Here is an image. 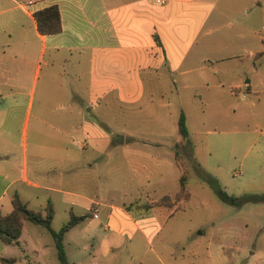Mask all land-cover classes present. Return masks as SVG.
Masks as SVG:
<instances>
[{
  "label": "crops",
  "instance_id": "obj_1",
  "mask_svg": "<svg viewBox=\"0 0 264 264\" xmlns=\"http://www.w3.org/2000/svg\"><path fill=\"white\" fill-rule=\"evenodd\" d=\"M52 3L60 30L39 33L31 13ZM1 12L13 54L0 56V213L16 192L34 210L49 202L52 217L55 208L66 220L84 214L66 233L93 231L106 207V217L114 207L126 216L131 204L144 209L147 226L159 207L145 183L161 171L135 144L161 139L138 125L145 114L149 124L166 116L174 76L208 102L227 90L234 117L238 98L256 106L264 93V40L251 49L254 36L264 39L253 31L254 23L264 29V0H0ZM126 166L143 171L142 186L126 204L109 201ZM30 225L23 221L18 245L37 255L42 244L29 243Z\"/></svg>",
  "mask_w": 264,
  "mask_h": 264
},
{
  "label": "rangeland",
  "instance_id": "obj_2",
  "mask_svg": "<svg viewBox=\"0 0 264 264\" xmlns=\"http://www.w3.org/2000/svg\"><path fill=\"white\" fill-rule=\"evenodd\" d=\"M10 25L8 14L1 12L0 56L13 54L4 44ZM253 25L254 32H264L256 23ZM261 40L264 39L253 37L252 55ZM174 81L175 89L167 92V114L157 124H149L145 114L149 109H141L145 115L141 116L138 131H155L161 141L135 144L154 156L156 168L161 171L156 181L145 183L150 197L158 198L154 201L159 207L155 210V221L148 216L145 226L140 215L144 209L133 204L127 210L134 223L117 207L109 209L106 217V207L99 214L101 225L96 224L93 231L83 233L81 225H77L63 232L62 243L69 264H264V201L239 205L224 202L214 194L201 172L216 177L228 193H264L260 186L264 177V148L259 146V140L264 139V93L256 104L258 109L251 106V98H238L234 117L227 90L208 102L203 99L206 92L202 94L200 88L184 87L179 76H174ZM179 111L185 115L189 141L182 144L178 140L173 147V138L179 136L176 133ZM256 153L262 156L255 157ZM142 172L140 168L124 167L114 177L116 195L111 197L110 193L108 200L119 204L131 201L130 195L138 194L136 186H142L139 179ZM180 172L186 177L187 198L185 191L178 192ZM123 188L125 193L118 197ZM177 192L179 196L175 197ZM143 195L141 192L140 200ZM163 204L167 207H162ZM54 212L50 226L57 230L66 219L57 208ZM28 222L33 230L29 243L42 244L37 255L29 246H19V238L18 243H0V255L14 257L7 264H58L49 232ZM102 225H107V229Z\"/></svg>",
  "mask_w": 264,
  "mask_h": 264
},
{
  "label": "trees",
  "instance_id": "obj_3",
  "mask_svg": "<svg viewBox=\"0 0 264 264\" xmlns=\"http://www.w3.org/2000/svg\"><path fill=\"white\" fill-rule=\"evenodd\" d=\"M31 14L36 30L39 33H54L60 30V18L56 4L52 3L46 5L32 11ZM176 131L182 144H187L189 141L188 130L186 128L185 115L183 111H179L177 115ZM201 172L214 194L224 202L239 205L246 201H264V193H243L241 195L228 193L220 185L216 177L205 171L201 170ZM185 182L186 177L183 172H180L178 176V192L181 190L185 191L184 194L187 198V191L184 190ZM178 192L175 197L178 195ZM162 198L163 197L159 198V200ZM10 202L11 209L6 213H0V239L4 242L18 243V236L24 220L39 224L48 230L54 239L55 255L58 260V264H69L63 248L62 234L74 223L83 219L84 214L75 215L70 213L69 218L57 230H54L50 226L53 210L49 202H46L43 211L34 210L29 208L25 202L18 197L16 192L12 193ZM12 260H14V257L0 256L1 263H8Z\"/></svg>",
  "mask_w": 264,
  "mask_h": 264
},
{
  "label": "built area",
  "instance_id": "obj_4",
  "mask_svg": "<svg viewBox=\"0 0 264 264\" xmlns=\"http://www.w3.org/2000/svg\"><path fill=\"white\" fill-rule=\"evenodd\" d=\"M32 0H25V3H30Z\"/></svg>",
  "mask_w": 264,
  "mask_h": 264
}]
</instances>
